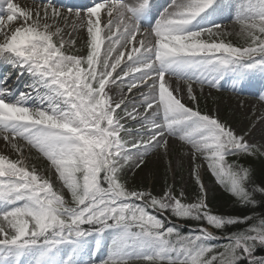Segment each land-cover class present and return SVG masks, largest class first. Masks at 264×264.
<instances>
[{
    "label": "snow or ice",
    "instance_id": "6c2138e0",
    "mask_svg": "<svg viewBox=\"0 0 264 264\" xmlns=\"http://www.w3.org/2000/svg\"><path fill=\"white\" fill-rule=\"evenodd\" d=\"M223 11L220 0H171L163 11L152 0H95L83 14L0 0V63L16 70L14 81L0 77V140L15 154L0 153V264H264V216L214 212L201 173L206 164L242 208L264 196L252 170L229 159L259 150L203 111L194 89L231 79L235 91L264 76V0H241L229 17L239 44ZM174 147L188 150L192 201L173 184L129 187L127 169ZM176 221L198 226L185 234Z\"/></svg>",
    "mask_w": 264,
    "mask_h": 264
},
{
    "label": "rangeland",
    "instance_id": "374dc122",
    "mask_svg": "<svg viewBox=\"0 0 264 264\" xmlns=\"http://www.w3.org/2000/svg\"><path fill=\"white\" fill-rule=\"evenodd\" d=\"M229 2V3H228ZM224 4L226 8L224 16L229 18L234 16L236 9L238 8L241 0H230ZM23 4V3H21ZM27 7L35 6L34 3L27 2ZM224 22L225 26L227 23ZM230 20V19H229ZM227 29L232 31L234 34L231 39L233 43H242L239 38L235 35L238 29L230 22L227 23ZM148 29L149 26L145 25ZM71 31V29H69ZM77 43L83 44L85 42V33L83 31L74 33ZM174 87L181 89V94H185L186 85L182 81L172 80ZM197 96L199 97V107L201 103H204L207 109V113L217 115L222 121L228 123L238 134L245 135L246 140L264 155V99H248L241 97L238 94L229 92H219L218 90L204 86L203 92L200 91L199 85H194ZM114 95H119L116 89L113 92ZM189 106H192V102L187 99L185 95L184 101ZM174 146L178 145L175 140L170 141ZM186 148L177 149L173 148L168 155H165L162 150H158L155 153L149 154L145 157L143 166L139 169L130 168L124 173V178L127 180L130 188L144 189L146 185H150V190L154 194L161 193L168 185L165 182L167 173L170 174L171 181L169 184L175 186L177 192L183 191L186 199L192 201L195 197V184L193 178L189 175L191 168V162L189 157L183 155ZM8 154L15 158V154L6 148L3 141L0 140V153ZM26 156H30L28 161L30 165H35L36 160L38 165H35L43 174L49 175L53 180L54 187L60 190V183L56 179L55 174L48 170L47 162L44 159L39 161L33 156H37V153L33 150L29 153L25 152ZM171 162V171H169L168 165ZM205 169V166L201 168V173ZM208 189V203L212 198L218 194L215 185L205 183Z\"/></svg>",
    "mask_w": 264,
    "mask_h": 264
},
{
    "label": "trees",
    "instance_id": "16d2710c",
    "mask_svg": "<svg viewBox=\"0 0 264 264\" xmlns=\"http://www.w3.org/2000/svg\"><path fill=\"white\" fill-rule=\"evenodd\" d=\"M230 160H239L245 167H248L253 172L254 184L256 186L264 185V157L256 154L255 156L249 157H229ZM205 181L208 183H216L219 194L215 195L210 201V207L214 212L229 215H254V216H264V196L257 193L256 199L259 202L256 207L242 208L238 205L236 200L220 185L216 182L214 176L207 171L204 175ZM170 174L167 173L165 177V182L169 184ZM146 189L148 186L146 185ZM195 190H197L195 186ZM178 222V221H176ZM181 222V221H179ZM181 229L185 234H189L192 228H196L198 225L194 221H189L187 223L181 222ZM219 234V233H218ZM225 241H216L214 243L222 244ZM256 255L264 256V248H258Z\"/></svg>",
    "mask_w": 264,
    "mask_h": 264
}]
</instances>
